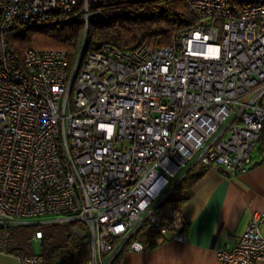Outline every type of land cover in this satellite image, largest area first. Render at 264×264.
I'll list each match as a JSON object with an SVG mask.
<instances>
[{
    "label": "built area",
    "instance_id": "2783aa9c",
    "mask_svg": "<svg viewBox=\"0 0 264 264\" xmlns=\"http://www.w3.org/2000/svg\"><path fill=\"white\" fill-rule=\"evenodd\" d=\"M101 0H0V251L9 230L79 223L90 264L141 252L139 234L186 240L169 194L195 163L245 173L264 131V0H186L194 25L166 46L102 44L70 63L63 49L9 35ZM82 52V51H81ZM46 216L42 219L39 217ZM264 210L222 264L264 260ZM82 235L80 229L76 230ZM36 231L32 241H40ZM39 254L17 264H42Z\"/></svg>",
    "mask_w": 264,
    "mask_h": 264
},
{
    "label": "trees",
    "instance_id": "16d2710c",
    "mask_svg": "<svg viewBox=\"0 0 264 264\" xmlns=\"http://www.w3.org/2000/svg\"><path fill=\"white\" fill-rule=\"evenodd\" d=\"M91 9L86 30L83 15L78 10L73 14L55 12L45 21L31 22L12 32L9 40L18 60L21 61L27 48L63 49L72 64L80 53L83 58L105 43L119 50L133 49L142 41L151 46H166L174 35L195 23L186 0H101ZM257 148L264 154V131ZM209 168L195 163L173 188L174 197L168 201L179 206L185 202L193 185ZM77 229L82 235L76 233ZM38 230L42 232L38 241L42 264H90L91 246L84 227L77 222L12 227L5 252L16 256L35 254L32 236ZM153 235L151 229L139 234L144 248L155 245Z\"/></svg>",
    "mask_w": 264,
    "mask_h": 264
},
{
    "label": "crops",
    "instance_id": "0c3cea01",
    "mask_svg": "<svg viewBox=\"0 0 264 264\" xmlns=\"http://www.w3.org/2000/svg\"><path fill=\"white\" fill-rule=\"evenodd\" d=\"M253 158L264 159V154L257 151ZM180 208L185 241L156 240L141 252H123L115 264H222L218 251L232 247L251 215L264 210V160L238 175L210 167ZM0 264H17V256L0 251Z\"/></svg>",
    "mask_w": 264,
    "mask_h": 264
},
{
    "label": "rangeland",
    "instance_id": "374dc122",
    "mask_svg": "<svg viewBox=\"0 0 264 264\" xmlns=\"http://www.w3.org/2000/svg\"><path fill=\"white\" fill-rule=\"evenodd\" d=\"M254 154H255V153H254ZM170 197H174V192H173V191L170 192V194H169V198H170ZM44 217H46V216L39 217V218H37V219H42V218H44ZM32 250H33V252H34L35 254H39V253L41 252V246H40V243H39L38 241H34V242L32 243Z\"/></svg>",
    "mask_w": 264,
    "mask_h": 264
},
{
    "label": "water",
    "instance_id": "95a60500",
    "mask_svg": "<svg viewBox=\"0 0 264 264\" xmlns=\"http://www.w3.org/2000/svg\"><path fill=\"white\" fill-rule=\"evenodd\" d=\"M262 160H264V159H259L257 161H254L251 165L253 166V165H256V164H260L262 162Z\"/></svg>",
    "mask_w": 264,
    "mask_h": 264
}]
</instances>
